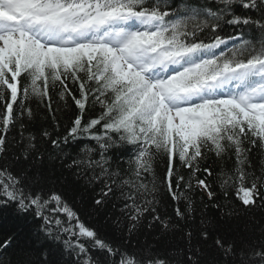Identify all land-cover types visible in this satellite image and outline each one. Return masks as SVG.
<instances>
[{"label":"snow or ice","instance_id":"1","mask_svg":"<svg viewBox=\"0 0 264 264\" xmlns=\"http://www.w3.org/2000/svg\"><path fill=\"white\" fill-rule=\"evenodd\" d=\"M38 116L53 130L28 131ZM211 157L233 163L216 173L223 204ZM0 161V207L36 225L32 248L3 234L0 264H264V224L259 239L229 238L264 210V0H0ZM69 177L94 191L111 238L57 189ZM162 188L183 228L159 215ZM195 192L218 219L197 218ZM149 214L186 249L141 245Z\"/></svg>","mask_w":264,"mask_h":264},{"label":"trees","instance_id":"2","mask_svg":"<svg viewBox=\"0 0 264 264\" xmlns=\"http://www.w3.org/2000/svg\"><path fill=\"white\" fill-rule=\"evenodd\" d=\"M241 10L237 7V12H240ZM226 31H231L227 26H225ZM31 107L33 110L37 108V102L35 100H31L30 102ZM55 107V102H54ZM74 107V106H73ZM41 115L47 116V112L43 110L41 107ZM58 119L60 120V123L63 125L67 123V116L66 115H60L58 116ZM53 124L51 121V118H48L47 120L40 119L39 116L37 120L33 123L28 124V131H31L33 133H36L37 135L42 130V128H48L50 131L53 130ZM64 131L63 127L61 128V133L53 132V135L62 134ZM15 137L17 140L19 139V125L17 124L15 128L11 129L9 132V156L13 152L19 153V148H13L11 147V141L12 138ZM124 159H127V154H125ZM259 154L257 152H253L252 154V160L254 165H256V168L258 170L259 168ZM215 158L211 157L206 165L202 166H210L213 171V175L207 177L208 182L210 183L211 187L214 191L217 192L220 202L226 203L223 200L222 194L220 193L219 185L217 183V175L216 173L219 172L221 167H226L231 169L233 166L232 161L227 162H214ZM0 163H3V161H0ZM45 164L47 166L48 162L45 160ZM55 167V165H53ZM15 171V169H13ZM164 171V165L163 163L157 161L156 164V173L158 177H162ZM186 174V170H183ZM61 172L57 168V175H60ZM204 174L201 173V178H203ZM58 190H62L66 198L68 199L69 203L73 205V207L80 212L81 219L90 227H95L99 230L102 237H108L111 238L112 233V227L109 224L105 223V217L104 214L101 213L98 216L97 215H90V206L92 204V197L94 195L93 190H83L77 186H73L71 182V178L69 177L68 183L64 186L63 189L60 188V185H57ZM261 191H264L262 189ZM193 199L195 202V208L196 212L195 215L197 218H199L201 215L205 216L208 219L216 220L219 218V211L212 207L211 204L207 201V197L204 196L203 200H201L202 193L195 192L192 194ZM230 200L229 202L235 206L239 207V201L236 199L234 191L229 193ZM157 199L159 200V204L157 205V211L161 218H171V220L174 223H180L183 228V222L177 221L175 216V207L176 203L172 201L171 197L167 194L163 188L161 191L157 194ZM208 205L205 207V205ZM181 208L184 207L183 202L181 203ZM152 217L151 215H147L141 224L138 235L136 237V240L139 241L141 245L148 243V244H154L156 245L157 249H164L166 251H179L180 249H186V241L182 239L183 232L182 230H176L174 232H170L167 234V236H163L161 234L160 225L158 223H154L151 228L148 227L149 222L151 221ZM238 223L239 227L235 230L229 233V238L235 237L237 235L243 236L245 239H259V232L256 230L258 228V224H264V210L256 209L252 213L249 214V216L242 217L240 221L234 222ZM245 224H250L251 231L244 232L241 229ZM36 225L32 222V219L30 216L27 215H18L15 210L14 205H9L7 207H0V238L3 237V234L6 232H11L16 230L18 232V240L21 246H24L26 248H32L35 246L34 240H33V232L35 230ZM135 243V240L133 241ZM195 243V241H194ZM210 243V242H209ZM98 254V253H97ZM208 255L212 256L215 255V253L212 251V249H208Z\"/></svg>","mask_w":264,"mask_h":264}]
</instances>
